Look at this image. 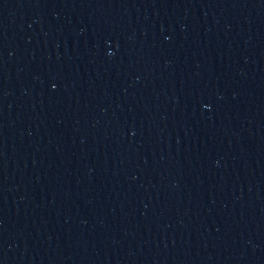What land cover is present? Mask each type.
<instances>
[{"label": "water", "instance_id": "water-1", "mask_svg": "<svg viewBox=\"0 0 264 264\" xmlns=\"http://www.w3.org/2000/svg\"><path fill=\"white\" fill-rule=\"evenodd\" d=\"M0 264H264V0H0Z\"/></svg>", "mask_w": 264, "mask_h": 264}]
</instances>
